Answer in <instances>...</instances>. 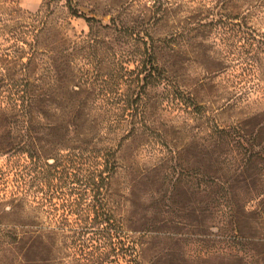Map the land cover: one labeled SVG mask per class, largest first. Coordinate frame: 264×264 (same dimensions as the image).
I'll list each match as a JSON object with an SVG mask.
<instances>
[{
    "label": "trees",
    "instance_id": "obj_1",
    "mask_svg": "<svg viewBox=\"0 0 264 264\" xmlns=\"http://www.w3.org/2000/svg\"><path fill=\"white\" fill-rule=\"evenodd\" d=\"M212 1L208 13L221 0ZM50 2L57 0H48L31 14L35 32L28 52L0 63V88L10 82L15 91L6 106L0 103V123L25 132L19 136L7 132L5 149L21 151L32 160L44 159L48 168L56 169V150L61 147L65 150L60 159L63 166L69 168L77 162L80 206L68 210L73 222L64 218L54 224L35 220L40 217V206L13 209V214L29 220L0 228L1 243L15 248L0 263L144 264L143 251L158 228L143 222L125 229L117 194L111 191L121 168L118 151L127 140L143 145L156 142L172 156L188 152L187 159L178 155L176 168L170 167L172 173L180 171L178 184H186L194 205L216 214L220 224L228 223H224L227 232L240 233L246 214L242 206L251 202L264 206V113L254 116V123L212 124L204 134H192L186 146H176L174 138L168 141L149 118L155 103V108H161L164 101L183 100L196 111L201 108L189 86L176 80L171 63L159 64L166 53L175 52L172 43L183 35L178 30L156 36L155 30L176 15L169 1L154 0L137 15L128 11L131 6L121 5L122 11L103 23L93 16H80L71 1L64 0L60 6L82 18L87 27L84 34L74 37L63 31ZM243 3L249 6L246 9L254 8V3L257 10L264 9L262 0ZM203 25L196 24L198 29ZM41 30L47 38L43 49L37 45ZM40 69L43 78L36 73ZM11 70L15 76L5 77ZM149 89L156 90L154 100ZM39 129L45 130L43 145L27 140ZM177 233L173 230L168 236L177 240Z\"/></svg>",
    "mask_w": 264,
    "mask_h": 264
},
{
    "label": "rangeland",
    "instance_id": "obj_2",
    "mask_svg": "<svg viewBox=\"0 0 264 264\" xmlns=\"http://www.w3.org/2000/svg\"><path fill=\"white\" fill-rule=\"evenodd\" d=\"M47 1L0 0V63L13 61L28 52L35 32L31 14ZM70 1L80 16H93L107 23L110 17L122 11L121 5L131 6L128 11L137 15L145 12L154 0ZM167 1L176 15L155 30L156 36L178 30L183 35L172 43L175 52L169 56L166 53L159 59V64H166V60L171 63L176 80L189 86L201 109L196 111L183 100L164 101L161 108H155V103L149 113L154 126L167 136L168 141L174 138L173 144L180 147L189 143L192 134H204L212 124L227 127L250 120L254 123V116L264 113V9L257 10L255 3L254 8L246 9L249 6L243 0H221L216 2L218 7L208 13L212 0ZM57 2H50L51 9L63 31L70 37L84 34L87 27L83 19L68 14L66 8L60 6L64 0ZM198 22L204 24L199 29ZM188 28L191 30L186 31ZM42 32L38 33L40 49L47 44ZM40 57L45 61L44 56ZM14 70H11L12 74L5 72V77L13 78ZM36 73L44 77L42 69ZM8 83L0 88L2 107L14 98V88ZM154 90L149 89L151 100L155 99ZM7 132L11 136L25 134L16 130L13 124L0 123V228L29 220L11 212L18 206H40L37 222L54 224L64 218L73 222L74 216L68 210L80 206L81 192L77 182V162L74 160L69 168L63 166L60 159L65 150L58 147V165L56 169H50L44 159L32 160L21 151L5 149ZM44 133L45 130L40 129L31 132L32 138L27 140L43 145ZM168 151L156 142L143 145L130 140L118 151L121 168L112 180L111 191L117 194L118 213L124 228L129 230L130 226H139L143 222L158 228L157 236L149 239L143 251L142 262L264 264V206H257L256 202L242 206L246 214L241 221L240 233L227 232L226 222L220 224L216 214L201 210L204 206L194 205L186 184H178L180 171L176 169L172 173L170 167L175 165L176 168L179 154L176 152L172 156ZM179 157L184 160L189 154L183 151ZM170 158L172 161L167 160ZM48 163H52L51 160ZM173 230L179 231L177 240L168 236ZM197 231L205 234H197ZM14 249L5 247L0 240V258L11 257Z\"/></svg>",
    "mask_w": 264,
    "mask_h": 264
}]
</instances>
